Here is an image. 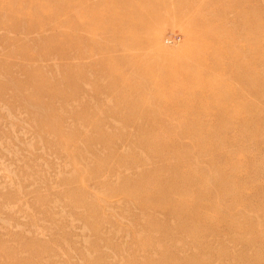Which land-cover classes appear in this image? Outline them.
<instances>
[{"label":"rangeland","instance_id":"1","mask_svg":"<svg viewBox=\"0 0 264 264\" xmlns=\"http://www.w3.org/2000/svg\"><path fill=\"white\" fill-rule=\"evenodd\" d=\"M111 1L0 0V264H264V0H158L150 44L117 43L128 72L185 57L190 75L202 62L214 71L209 84L233 87L205 98L195 85L181 99H199L182 106L114 89L119 73L127 87H156V76L110 69L114 41L102 33L142 37L132 23L155 1ZM196 32L206 41L194 47ZM237 62L256 72L240 79ZM236 89L239 98L228 97ZM252 103L244 121L241 104ZM162 136L166 150L152 143Z\"/></svg>","mask_w":264,"mask_h":264},{"label":"bare ground","instance_id":"2","mask_svg":"<svg viewBox=\"0 0 264 264\" xmlns=\"http://www.w3.org/2000/svg\"><path fill=\"white\" fill-rule=\"evenodd\" d=\"M113 1V0H112ZM111 1V2H112ZM121 1V0H120ZM142 1H145V2H150V3H152V2H154V4H152V6L150 7L151 9H150V11H148L149 13L148 14H145L146 13V10H145V12H143L142 10V13L139 11V13L138 14H140V16L136 19V20H134L133 21V27L134 28H137V29H139V28H141L142 29V32L140 33L141 34V36L142 37H140V36H136V35H139V34H136V35H134V34H130V33H123V30H120V29H113V30H109L108 28H104L103 30H102V33L103 34H106V35H110L112 38H113V41H114V43H113V45H111V46H109L108 48H106V51L109 53V55L111 56V58H114V59H108L109 61H110V66H109V68L111 69L112 67H113V70L115 69V71H116V73H117V69L116 68H119L120 70H125V71H123V72H125V77L127 78V79H132V78H137V80L138 79H146V78H151V77H154V76H156L157 78H156V80H149V81H151V82H153L155 85H154V87L155 88H152L151 86H152V84H151V86H150V88H149V86L147 87V85L146 84H140L141 86H139V87H127V84H126V82L123 80V81H121L122 79H121V75H120V70H119V75H118V83L116 82V83H114V85H113V87H114V89H115V86L118 88L119 87V84L121 83L122 85L124 84V86L127 88L126 89V94L127 95H131L132 97L133 96H141V95H165L164 97H166V95L168 96V97H170V96H173V97H175L176 99L175 100H179V99H181V95L182 94H184V93H186V92H188L193 86H195V85H199V86H201V88H202V92H203V96H205V98L207 97V96H209V94H208V92H212V93H214L215 95H216V97L218 96V95H220V96H223V94L221 95V92L223 91V92H225V91H227V89H225V90H223L224 88H227V87H225L226 85L228 86L229 84H226V85H224V87L223 86H221L222 84H225V83H222L221 85L219 84H217V85H211V84H209V82L211 81V79H210V81H208V80H206V73L208 74V75H211L214 71H213V69H210V68H206V66H204V65H201L202 64V62H200L201 64H198L197 66L198 67H196L195 65V67L194 68H196V69H198V68H200V72H198L197 74H195L194 73V75L192 76V75H190L189 74V69L190 68H192L193 66L191 65L190 67H189V63L187 62V64H186V59L187 58H185V57H180V58H176L175 56H174V59L176 58L177 60H174L172 63H171V61H172V59L171 60H169L170 61V63L171 64H169L168 63V66L165 64H163V65H161L160 63L159 64H154V63H152V64H150V65H152V69L150 68V66H149V71H145L144 72V69H145V67H146V65L144 66V68H143V70H142V68H140V66L138 65V64H136V67H135V69H132V71L130 72H128L127 71V69H126V67L128 68V67H130L131 66V64L130 63H126V62H128L129 61V59H128V57H127V59H126V56L128 55L127 54V52H126V50L125 49H123V50H120V49H122L121 48V46H119L120 44H117L119 41H123V42H127V43H131L132 42V44H135V45H137V46H140L141 48L143 47V45H144V48H145V43L146 42H151V40L150 39H153V37H151V36H148L149 37V40L147 39V37H146V35H147V33L148 32H146V30H151L152 28H151V26H153L152 24H153V22L154 21H156L155 19H156V17H159L158 15H159V13L161 12V5H160V3H159V1L158 0H142ZM254 1V0H253ZM117 3V2H116ZM123 3V2H122ZM177 3H178V0H177ZM177 3H176V5H177ZM115 4V3H114ZM163 4V3H162ZM189 4V3H188ZM242 4H243V2H242ZM111 5H113V4H111ZM116 5V4H115ZM181 5V4H180ZM180 5H177V6H179V8H180ZM18 6V5H17ZM141 6H143V5H141ZM176 6V7H177ZM113 7V6H112ZM115 7V6H114ZM124 7H126V6H124ZM144 7V6H143ZM166 7V6H165ZM175 7V8H176ZM189 7H190V5H189ZM195 5H194V9H195ZM17 9H18V7H16ZM127 8V7H126ZM142 8V7H141ZM140 8V9H141ZM173 8V7H172ZM184 8V7H183ZM183 8H182V10H183ZM186 8V7H185ZM193 8V7H192ZM149 9V8H148ZM187 9V8H186ZM92 13V15L91 16H93L94 18H93V20L95 19V17H98V16H100V11L99 10H97V9H91L90 10ZM120 11V10H119ZM123 11V10H122ZM178 11V10H177ZM187 11V10H186ZM176 12V11H175ZM22 13V12H21ZM195 13V12H194ZM250 13V12H249ZM17 14H19V13H17ZM23 14V13H22ZM132 14V13H131ZM179 14V13H178ZM55 15V14H54ZM137 15V14H136ZM176 15V14H175ZM185 15V14H184ZM215 15V14H214ZM256 15V14H255ZM176 16H178V15H176ZM175 16V17H176ZM192 16V15H191ZM198 16V15H197ZM212 16V15H211ZM253 16H254V14H253ZM161 17V16H160ZM223 17V16H222ZM251 17V16H250ZM105 18V17H104ZM41 19V18H40ZM127 18H123V20H126ZM191 19V18H190ZM154 20V21H153ZM187 20V19H186ZM249 20V19H248ZM252 20H254V19H252ZM158 21V20H157ZM190 21V20H189ZM188 21V22H189ZM193 21V20H192ZM214 21V20H213ZM216 21V20H215ZM220 21V20H219ZM250 21V20H249ZM92 22V21H91ZM160 22H162L161 20H160ZM160 22L158 23L159 25H160ZM194 22V21H193ZM217 22V21H216ZM93 23V22H92ZM198 23V22H197ZM120 24V23H119ZM195 24H196V22H195ZM254 24V23H253ZM42 25H43V23H42ZM219 25V24H218ZM221 25H223V24H221ZM225 25V24H224ZM252 25V24H251ZM20 26V25H19ZM35 26H39V24L38 25H35ZM158 26V25H157ZM216 26V25H215ZM41 27H43V26H41ZM195 27V26H194ZM198 27V26H197ZM12 28H18L17 27V25H14V26H12V27H9L7 30H10V29H12ZM90 28V27H89ZM160 28V27H159ZM190 28H192V27H190ZM20 29V28H19ZM18 29V30H19ZM44 29V28H43ZM91 29V28H90ZM158 29V28H157ZM156 29V30H157ZM193 29V28H192ZM191 29V30H192ZM196 29V28H195ZM160 31V30H159ZM8 32V31H7ZM94 32V31H93ZM140 32V31H139ZM138 33V32H137ZM156 33H158V32H156ZM155 33V34H156ZM187 34L189 33V32H186ZM238 33V32H237ZM186 34V35H187ZM156 36V35H155ZM188 36V35H187ZM239 36V35H238ZM237 36V37H238ZM151 37V38H150ZM203 35L201 36V33L200 32H196L195 34H194V37H192L193 39L190 41V43L191 44H195V45H192V46H198V45H200V44H204L205 43V41H206V37H205V39H203ZM101 39H103L102 37H100ZM143 38V39H142ZM146 38V39H145ZM214 38V37H213ZM222 38V37H221ZM221 38L220 37H217L216 39L217 40H219L220 39V41H221ZM234 38V37H233ZM144 39H145V43H144ZM156 39V38H155ZM208 39V38H207ZM258 39V38H257ZM110 40V39H109ZM143 40V41H142ZM186 40V39H185ZM246 40H248V39H246ZM245 40V41H246ZM104 41V40H103ZM129 41H131V42H129ZM158 41V40H157ZM225 40L222 38V42H224ZM233 41H234V39H233ZM232 41V42H233ZM238 41V40H237ZM249 41V40H248ZM96 42V41H95ZM112 42V41H111ZM152 42H153V40H152ZM126 43V44H127ZM189 43V42H188ZM235 43H238V42H235ZM235 43H232L233 45L235 44ZM248 43V42H247ZM264 43V42H263ZM98 44V43H97ZM105 44V43H104ZM110 44V43H109ZM150 44V43H149ZM187 44V43H186ZM232 44L231 43H229V45L227 46V47H225L226 48V50H223V52H230V51H232ZM249 44V43H248ZM99 45V44H98ZM101 45V44H100ZM238 45H240V46H242L241 44H240V42H239V44ZM123 46V45H122ZM128 46V48L124 45V48L126 47V49L128 50L129 49V46H131V44L129 45H127ZM134 46V45H133ZM237 46V45H236ZM239 46V47H240ZM245 46V45H244ZM243 46V47H244ZM101 47V46H100ZM120 47V48H119ZM132 47V46H131ZM183 47V46H182ZM229 47H232V48H229ZM188 48V47H187ZM235 48H237V47H234V49ZM241 48V51H242V47H240ZM102 49V48H101ZM132 49H133V47H132ZM134 49H138V47H134ZM233 49V50H234ZM245 49V48H244ZM251 49V48H250ZM103 50V49H102ZM130 50V49H129ZM142 50V49H141ZM155 50H156V48H155ZM161 50V49H160ZM190 50V49H189ZM238 50V49H237ZM138 51H140V50H137V52ZM163 51V50H162ZM243 51H245V50H243ZM123 52H126V53H123ZM135 52V51H134ZM234 52V51H233ZM239 52H240V50H239ZM81 53H84V52H81ZM164 53V52H163ZM196 53V52H195ZM194 53V54H195ZM234 53H237V52H234ZM233 53V54H234ZM243 53H245V52H243ZM144 54V55H143ZM143 54H141V56L143 55L145 58H147V56L148 55H145L146 53H143ZM186 54V53H185ZM193 54V53H192ZM233 54H231V55H233ZM240 54H242V53H240ZM239 54V55H240ZM246 54V53H245ZM134 54H132V56H133ZM136 55H138L139 56V53L138 54H136ZM135 55V56H136ZM158 55V54H157ZM198 55V54H197ZM230 55V56H231ZM236 55H238V53L236 54ZM236 55L234 54V58L236 57ZM239 55L237 56V57H239ZM256 55V54H255ZM34 56V55H33ZM132 56L131 57H129L130 59L132 58ZM137 56V57H138ZM169 56V55H168ZM172 56V55H171ZM181 56H183V55H181ZM187 56H189V55H187ZM194 56H196V55H194ZM243 56V55H242ZM242 56H241V58H242ZM258 56V55H257ZM109 57V56H108ZM108 57H106V59L108 58ZM162 57V56H161ZM199 57V56H198ZM226 57V56H225ZM236 57V58H237ZM35 57H33V59H34ZM104 58V57H103ZM164 58V57H163ZM166 58L168 59V57L166 56ZM227 58H229V57H227ZM231 58H233L232 56H231ZM234 58H233V60H234ZM235 58V59H236ZM64 59H67V61L69 62L67 65H66V68H68L69 66H70V68H71V66H74V65H72V64H74V62L71 64V60H73V58H72V54H66V55H64ZM136 59H139V57L138 58H136ZM141 59V58H140ZM139 59V60H140ZM188 59H190L191 60V58H188ZM187 59V60H188ZM192 59H193V57H192ZM200 59V58H199ZM202 59V58H201ZM258 58H256V60H255V62H256V64H257V60ZM262 59V58H261ZM112 60H114V61H112ZM133 60H134V58H133ZM132 60V61H133ZM155 60V59H154ZM160 60H162V59H160ZM163 60H165V59H163ZM196 60V59H195ZM230 60V59H229ZM239 59H237L236 61H238ZM131 61V60H130ZM159 61V60H158ZM189 61V60H188ZM199 61V60H198ZM201 61V60H200ZM226 61V60H225ZM235 61V62H236ZM252 61V60H251ZM166 62H168V61H166ZM191 62H192V60H191ZM212 62H213V60H212ZM223 62V61H222ZM233 62V61H232ZM106 63V62H105ZM164 63V62H163ZM192 63H194V61L192 62ZM231 63V62H230ZM184 64H185V66L188 68L189 67V69L187 70V68L184 66ZM220 64V63H219ZM234 64H236L237 65V67L238 68H240V69H242V70H244V74L242 75V71L240 72L239 71V69H237L236 71H234V74L236 75V76H239L240 77V79H241V77H242V79H244V78H248V79H250L251 77V75L252 74H250V73H255V72H253V70L251 69H249V67H247L245 64H244V62L243 63H234ZM252 64H254V63H252ZM200 65V66H199ZM212 65H213V63H212ZM223 66H224V64H222ZM236 65H234V66H236ZM248 65H249V63H248ZM251 65V64H250ZM218 66V65H217ZM216 66V67H217ZM222 66V67H223ZM228 64L225 62V66L223 67V68H220V70L218 69V71L219 72H222V73H224V74H226L225 72L228 70ZM233 66V64L231 65V67ZM255 65H253V67H254ZM124 68V69H123ZM218 68V67H217ZM233 68V67H232ZM251 68V67H250ZM72 69V68H71ZM131 69V68H130ZM151 69V70H150ZM193 69V68H192ZM195 69V70H196ZM253 69H255V68H253ZM256 69H257V67H256ZM42 70H43V68H42ZM104 70V69H103ZM146 70H147V68H146ZM194 70V71H195ZM101 71V70H100ZM190 71H192L191 69H190ZM230 71V70H229ZM245 71L246 72H250V73H248L247 75H245ZM37 72H40L41 73V68L39 69V70H37ZM43 72H44V70H43ZM122 72V71H121ZM122 72V76H124V73ZM230 73V72H229ZM233 72H231L230 74H232ZM258 73V72H257ZM191 74H192V72H191ZM228 74V73H227ZM109 75V74H108ZM117 75V74H116ZM256 75H258V74H256ZM112 77H113V74L111 75ZM190 76H192V77H190ZM117 77V76H116ZM115 77V78H116ZM120 77V78H119ZM190 77V78H189ZM122 78H124V77H122ZM252 79H253V76H252ZM116 80V79H115ZM247 80V79H246ZM134 81V79L131 81V82H133ZM213 81H215V80H213ZM221 82H222V80H220ZM219 81V82H220ZM224 81V80H223ZM138 82V81H137ZM212 82V81H211ZM220 82V83H221ZM224 82H226V81H224ZM262 82V81H261ZM148 83V82H147ZM217 83V82H216ZM257 83V82H256ZM215 84V83H214ZM111 85V84H110ZM179 86V88H177L176 86ZM121 86V85H120ZM234 86V85H233ZM228 87H232L231 85H229ZM121 88H122V86H121ZM152 88V89H151ZM233 88V87H232ZM236 88V87H235ZM102 90H103V88H101ZM108 89H110V88H108ZM123 89V88H122ZM193 89V88H192ZM191 89V90H192ZM228 90H231L230 88H228ZM260 90H262V89H260ZM41 91H44V89L43 88H39V92H41ZM124 91V90H123ZM235 91V90H234ZM234 91H231L230 93L229 92H227L228 93V97H229V95H231V97L233 96V97H235L236 96V98L238 97L239 98V94H237V89H236V92H234ZM212 93L210 94V95H212ZM243 92H241V94H242ZM224 94H226V93H224ZM259 94H261L260 92H259ZM219 96V97H220ZM163 97V98H164ZM224 97V96H223ZM161 98V99H160ZM185 98H186V96H185ZM188 98V97H187ZM196 98H198L199 99V97H196ZM196 98H192V99H181V101L182 100H184V102L181 104L180 103V100L179 101H177V102H179L178 104H181L180 106H182V105H188V104H193L194 103V100L193 99H196ZM212 97H210V99H211ZM134 99V98H133ZM158 99H160V100H163L162 99V97L161 96H159V98ZM157 99V100H158ZM174 99V98H173ZM172 99V100H173ZM213 99V98H212ZM211 99V100H212ZM230 99V98H229ZM232 99V98H231ZM234 99V98H233ZM136 100V99H135ZM134 100V101H135ZM141 100V99H140ZM156 100V101H157ZM170 100V99H169ZM174 100V101H175ZM186 100V101H185ZM197 100V99H196ZM216 100V99H215ZM165 101V100H164ZM164 101H159V102H157V104H162V102H164ZM203 101V100H202ZM214 101V100H213ZM228 101V100H227ZM128 102V101H127ZM161 102V103H160ZM176 102V101H175ZM175 102H173L174 104H172V106L173 105H176L177 106V102L175 103ZM201 102V101H200ZM205 102V101H204ZM226 102V101H225ZM245 102H247V101H245ZM219 103V106H221L220 104L222 103H220V102H218ZM156 104V105H157ZM165 104V103H164ZM210 104H212V101H211V103ZM214 104H215V102H214ZM224 104H226V103H224ZM136 105H139V104H136ZM206 105V104H205ZM213 105V104H212ZM212 105H211V108H212ZM247 105V104H246ZM252 105H253V103H252ZM249 105V106H244V104L242 105L241 104V106H242V108L243 109H245V112H246V115H244V121H250L251 120V118H254V114H253V112L255 113V106L256 105ZM143 106H145V105H143ZM142 106V107H143ZM146 106H147V104H146ZM161 106V105H160ZM213 106H217V105H213ZM217 107V109H215V114L217 113V115L219 116L220 114H224V110H221V107ZM149 107V106H148ZM163 107V106H162ZM168 107L170 108V105H168ZM188 107V106H187ZM257 107V106H256ZM145 108V107H144ZM157 108V107H156ZM172 108V107H171ZM248 108V109H247ZM143 108H141V110H142ZM173 109V108H172ZM175 109H179V108H177V107H175ZM174 109V110H175ZM242 109V110H243ZM249 110V111H247V110ZM135 110V109H134ZM145 110V109H144ZM144 110H142V113H143V111ZM149 110V109H148ZM256 111H258V108H257V110ZM145 112H147V111H145ZM144 112V113H145ZM150 112V111H149ZM197 112V111H196ZM149 114V113H148ZM193 114V113H192ZM191 114V115H192ZM194 115V114H193ZM182 116V115H181ZM181 116L180 117H178V118H180L181 119ZM183 117V116H182ZM189 117H192V116H189ZM237 117H239V116H237ZM191 119H193V118H191ZM159 121V120H158ZM178 121V120H177ZM200 121V120H199ZM131 122V121H130ZM173 122V121H172ZM179 122V121H178ZM205 122L206 123V125H208L207 124V122L206 121H201L200 123V125H202L203 123ZM255 122V121H254ZM134 123V122H133ZM170 123V122H169ZM169 123H168V126H169ZM180 123V122H179ZM192 122H189V124H191ZM213 123V122H212ZM150 123L148 122V125H149ZM151 124H159V125H161V127H162V125H163V123H162V121L161 122H157V121H152V123ZM188 124V123H187ZM193 124H195V123H193ZM196 124H199V123H196ZM154 125V126H155ZM204 125V124H203ZM214 125V124H213ZM187 126V125H186ZM188 126H190V125H188ZM197 126H199V125H196V126H194V131L195 130H197V129H199L198 131H200V127H198V128H195V127H197ZM209 126H211V125H209ZM151 127V126H150ZM160 127V126H159ZM164 127V126H163ZM191 127V126H190ZM93 129V128H92ZM153 129V128H152ZM108 130V129H107ZM188 130H189V128H188ZM192 130V129H191ZM204 130V129H203ZM203 130H201V131H203ZM214 130V129H213ZM216 130V129H215ZM153 131H154V129H153ZM163 131V130H162ZM211 131V130H210ZM202 134V133H201ZM169 136V135H168ZM140 137V136H139ZM155 137H156V135H155ZM201 137V136H200ZM162 138H163V136H162ZM222 138V137H221ZM169 139V138H168ZM170 141V140H169ZM168 140H166L165 138H163V139H160V138H153L152 139V143L154 144V146L156 145V147L157 146H160L159 148H162V149H165L166 150V148L165 147H167L168 148V145L167 144H170V142H169ZM174 143V142H173ZM193 143V142H192ZM191 143V144H192ZM194 145V144H193ZM176 147V146H175ZM180 147V146H179ZM157 149V148H155V149H157V150H161V149ZM169 152V151H168ZM163 153V152H162ZM165 153V152H164ZM163 153V154H164ZM174 153V152H173ZM164 157H168V156H164ZM182 157V156H181ZM170 158V157H169ZM163 159V158H162ZM187 159H189V158H187ZM164 161V160H163ZM186 161H189V160H186ZM182 161L180 160V163H181ZM182 164H183V162H182ZM186 165V164H185ZM173 166V165H172ZM114 169H116V168H114ZM112 170V172L111 173H113V172H115V173H113L112 175H120V173H118L117 171H115V170ZM117 170V169H116ZM119 170V169H118ZM215 189V188H214ZM216 191V190H215ZM200 193H201V191H200ZM181 200V199H180ZM119 204V203H118ZM176 207V206H175ZM174 207V208H175ZM207 208V207H206ZM174 211H176V210H174ZM202 214V213H201ZM206 214V213H205ZM209 215V214H208ZM216 215V214H215ZM202 216V215H201ZM217 216V215H216ZM209 217V216H208ZM208 217H206V218H208ZM209 218H211V217H209ZM199 219V218H198ZM218 220V219H217ZM206 222V221H205Z\"/></svg>","mask_w":264,"mask_h":264},{"label":"built area","instance_id":"3","mask_svg":"<svg viewBox=\"0 0 264 264\" xmlns=\"http://www.w3.org/2000/svg\"><path fill=\"white\" fill-rule=\"evenodd\" d=\"M169 42L171 43L172 41L170 40Z\"/></svg>","mask_w":264,"mask_h":264}]
</instances>
